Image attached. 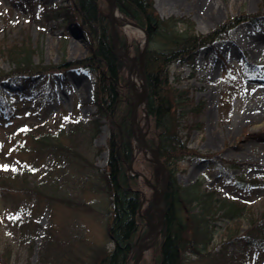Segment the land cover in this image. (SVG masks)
Wrapping results in <instances>:
<instances>
[{
	"label": "trees",
	"instance_id": "trees-1",
	"mask_svg": "<svg viewBox=\"0 0 264 264\" xmlns=\"http://www.w3.org/2000/svg\"><path fill=\"white\" fill-rule=\"evenodd\" d=\"M13 1L21 9L30 8L29 0ZM118 9L147 35L143 72L147 86L144 106L149 128L146 129L145 138L152 148L157 149L169 174L163 199V226L151 247L152 264H187L192 257L196 260L206 256H209L210 264L261 263L259 258H248L246 254L238 256L230 252L229 247L243 243L248 248L264 251V209L257 213L251 211L252 208L247 210L237 199L221 198L217 188L206 190L200 181L188 186L177 182L176 173L184 170L180 166L186 158L204 159L212 166L210 161L213 154L187 146L186 137L194 126L193 121L196 123L202 106L201 103H193L188 89L180 88L178 78L170 74L173 65L193 67L195 57L201 50L207 55L214 52V41L226 29L243 21L253 23L261 15L239 13L203 35L195 32L193 24L182 18L161 19L153 0H118ZM52 12L65 29L59 34L63 53L60 62L33 66L36 51L28 36L5 43L4 48H0L4 51L1 56L11 66L8 73L0 74V83L9 96L4 103V95L0 92V125H4L7 113L15 104V97L31 99L40 90L37 86L39 83L51 85L54 74L61 76L63 84L65 72L70 68L87 69L94 75L92 97L88 102L94 111L84 121L77 112L79 105H75L70 112L61 110L49 123H26L24 135L32 137L35 156L30 162L22 161L14 170H7L5 163L13 165L15 162L13 157H6L0 149V194L18 191L26 200L30 199L24 214L17 220L13 218V224L17 226L22 239L26 238L27 243L29 240L32 243L36 240V221L42 211L40 203L42 206L44 203L48 210L53 204L71 203V199L62 194L61 188L76 183L82 185L88 178L94 179L92 182L108 200L105 234L110 246L93 249L89 259L82 261V264H131L137 241L146 229V222L140 214L142 192L139 183L142 177L129 171L132 159L130 111L133 92L126 83V71L113 49L111 26L101 8V0H64L53 7ZM31 15L33 12H30ZM115 31L120 45L126 48L127 40L120 28L116 26ZM71 33L82 39L85 48L83 58L74 62L66 61L65 52L66 38ZM34 67L42 70L39 73L42 79L36 86H33ZM7 78L9 85L4 83ZM102 119L104 121L101 122ZM103 124L107 127L108 135L105 146L97 147L93 145V140L99 135ZM261 137V132H245L242 141L248 138L261 140ZM102 151H106V163L99 168L94 158ZM147 165L151 181H157V167L152 161H148ZM234 165L238 166L233 160L229 161V166ZM68 169L73 175L67 176ZM220 177L232 178L234 186L239 189L262 184L260 179L229 177L227 168H222ZM218 215L227 218L229 224L221 234L217 245L220 248L213 253L208 249L212 239L209 224ZM243 224L247 228L241 231ZM52 229L50 225L46 226L40 236L41 261L52 259L53 263L58 264L61 258L57 254L63 250L64 244L58 241L57 233H52Z\"/></svg>",
	"mask_w": 264,
	"mask_h": 264
},
{
	"label": "rangeland",
	"instance_id": "rangeland-1",
	"mask_svg": "<svg viewBox=\"0 0 264 264\" xmlns=\"http://www.w3.org/2000/svg\"><path fill=\"white\" fill-rule=\"evenodd\" d=\"M29 2L30 8L21 9L13 0H0V48H4L5 43L28 36L36 51L33 66L57 64L63 56L59 34L65 32V29L59 19L53 16L55 13L52 12V8L64 0ZM110 4H113V0H101V8L106 16ZM153 5L161 19L182 18L183 21L187 20L193 24L195 32L203 35L219 28L226 20L239 13L261 15L253 23L243 21L226 29L214 42V52L207 55L201 50L195 57L193 67L182 64L170 68V74L173 78H178L180 88H187L193 103H201L202 106L199 117L195 119L196 123L193 121L194 126L186 137L187 146L213 154L210 161L212 166L204 159L186 158L180 166L184 170L176 173L177 182L182 186H188L200 181L206 190L217 188L221 198L225 197L232 201L237 199L236 201L247 210L252 208L250 210L257 213L264 209V0H153ZM30 12H33V15L30 16ZM126 20L130 22L129 24H134ZM114 24L120 28L121 34L127 40L126 48L118 41L117 52L119 49L123 51V54L119 52L118 54L127 63L131 59L137 61L143 48L145 33L136 28V25L135 28H129L116 22ZM66 39V61L74 62L83 58L85 48L82 39L73 33ZM3 52L0 49V74L11 70L10 64L1 56ZM122 66L133 95L131 80L135 76L139 77L141 92L142 80L138 65L134 67L133 76H130V70L126 66L123 64ZM32 70L35 71L33 76L36 80L33 86H36L42 70L38 67ZM60 78V75L54 74L50 86L41 83L40 90L31 99L14 98L12 110L7 113L4 125H0V149L6 157H13L15 162L13 165L5 163L7 170L19 167L22 161L30 162L35 156L32 137L24 135L26 123L29 125L37 122L49 123L61 110L70 112L75 109V105H79L77 112L84 121L94 111L88 104L92 97L94 76L88 70L70 68L65 72L63 84ZM4 83L9 85V79H5ZM1 85L0 83V92L4 95L3 102L6 103L9 99L8 92ZM134 98L132 96L131 106ZM136 123L139 132L145 138L149 121L143 105L136 115ZM245 132H261L262 139L248 138L242 141ZM107 135V127L103 124L99 135L93 140V145L105 146ZM94 160L97 167H103L106 163V151H102ZM232 160L238 166H229V161ZM148 161H153L150 152L132 141L129 171L133 173L136 170L135 172L142 177L139 183L142 192L140 214L146 222L145 230L148 226L153 228L158 224L154 212V195L158 196L160 193L158 192L160 174L157 181H151ZM222 168L228 169L229 177L260 179L262 184L256 187L236 188L232 178L220 177ZM72 173L68 169L67 176L73 175ZM93 180L88 178L82 185L76 183L73 186L67 185L65 189L61 188L62 194L69 197L71 203L53 204L49 210L44 203L43 206L40 203L42 211L36 221L37 231L34 236L36 240L34 239L32 243L30 240L27 243L26 238L22 239L17 226L13 224V218L17 220L24 214L30 199L26 200L18 191L0 194V264H52L54 262L52 259L47 262L41 261L40 236L48 225L53 228L52 233H57L58 241L61 240L65 245H62L64 251L59 250L57 254L61 258L58 264H82V261L89 259L93 249L104 245L109 247L105 234L108 200L104 192L94 185ZM159 210L161 212L162 208ZM228 224L229 220L223 215L210 220L209 227L212 233L208 248L210 252L216 253L220 248L217 245L224 227ZM246 228L245 224L240 226L241 231ZM149 244L145 242L143 246L147 247ZM152 245L143 251L139 264H152ZM229 251L238 256L246 254L248 258H259L258 261H262L259 264H264V251L248 248L243 243L230 246ZM194 258H190L187 264L211 263L209 256L196 260ZM133 263L134 260L131 264Z\"/></svg>",
	"mask_w": 264,
	"mask_h": 264
},
{
	"label": "water",
	"instance_id": "water-1",
	"mask_svg": "<svg viewBox=\"0 0 264 264\" xmlns=\"http://www.w3.org/2000/svg\"><path fill=\"white\" fill-rule=\"evenodd\" d=\"M116 10H118V0H113V4H110V6H109V12H108V16H107L110 23H111V38H112L113 49H114L115 53L117 54V58L120 61V63H122L124 66H126L130 70V74H131L130 76L134 75V67L138 65V67L140 68V70H138V71H140L139 74L141 75V80H142L141 92H140L141 98L139 100H136L132 104L131 113H130V125H131V130H132V138H133L134 143L136 145L144 147L145 150H147L151 153V155L153 157V162L157 166L159 173H160L161 190H160V193L158 194V196L154 195V212L156 214L158 224L156 226H154L153 228H150V226H148V230L145 232V234L138 241V244L136 247L137 250H136L135 259H134L133 264H139L142 252L144 250H147L153 244V242L156 240V238L159 235L161 228L163 226L164 213H163V210H161V212H160L159 209L162 208V205H163L164 194H165L166 187L168 184V173H167V170H166L164 164L161 162V160L159 158L158 151L152 149L143 136L140 139L137 138L136 133H135L137 110H138L139 106L144 104L145 99H146V95H147V86H146V82H145V75L143 72V55H144L145 46L147 43V36L145 35V38L143 41L144 47L139 52L137 61L131 59V61L129 63H127L124 60V58L122 56H120L117 52V48L119 47V43H118V40L116 38L115 24L113 22L112 15H111L113 13V11H116ZM133 25H135V24H133ZM134 95H135V92H134ZM151 237H153L152 242L147 247H144L143 244Z\"/></svg>",
	"mask_w": 264,
	"mask_h": 264
},
{
	"label": "bare ground",
	"instance_id": "bare-ground-1",
	"mask_svg": "<svg viewBox=\"0 0 264 264\" xmlns=\"http://www.w3.org/2000/svg\"><path fill=\"white\" fill-rule=\"evenodd\" d=\"M112 17H113V20H114V22H116V23H119V24H121V25H123L124 27H129V28H135V26L133 25V24H129L128 23V21L126 20V19H124V17L123 16H121V14L119 13V11L118 10H116V11H114L113 13H112ZM137 28V27H136ZM118 52L120 53V54H123V51L121 50V49H119L118 50ZM136 70H137V68H136ZM136 72V71H135ZM136 74H137V72H136ZM131 85H132V88L134 89V92H135V98H134V102L136 101V100H139L141 97H140V82H139V77L138 76H135L132 80H131ZM139 127H138V124L136 123L135 124V133H136V136H137V138H142V134L139 132V129H138ZM140 147V146H139ZM160 190H161V186L158 188V192H160ZM160 211V210H159ZM155 225V224H154ZM153 225V226H154ZM156 226V225H155ZM145 231H147V230H145ZM145 233V232H144ZM152 240H153V237H151V238H149L147 241H146V244L147 243H151L152 242Z\"/></svg>",
	"mask_w": 264,
	"mask_h": 264
}]
</instances>
